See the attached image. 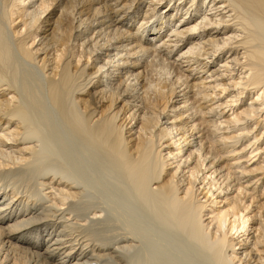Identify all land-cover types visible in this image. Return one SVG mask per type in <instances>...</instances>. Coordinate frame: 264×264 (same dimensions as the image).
I'll return each mask as SVG.
<instances>
[{"label":"bare ground","instance_id":"1","mask_svg":"<svg viewBox=\"0 0 264 264\" xmlns=\"http://www.w3.org/2000/svg\"><path fill=\"white\" fill-rule=\"evenodd\" d=\"M170 2L0 0V264L156 257L144 250L139 261V231L108 216L89 164L62 168L69 180L43 170L55 145L34 144L45 141L37 123L48 121L47 103L24 62L44 71L51 105L73 129L143 198L158 196L212 264H264V0Z\"/></svg>","mask_w":264,"mask_h":264},{"label":"rangeland","instance_id":"2","mask_svg":"<svg viewBox=\"0 0 264 264\" xmlns=\"http://www.w3.org/2000/svg\"><path fill=\"white\" fill-rule=\"evenodd\" d=\"M169 1V0H168ZM191 1L188 2L186 4V7L188 8L189 5L191 4ZM183 0H171V2L169 3V6H180L182 7L185 3H182ZM187 2V0H186ZM168 6V7H169ZM147 7V6H145ZM194 7H192L193 9ZM146 8L143 7L142 9V12L145 11ZM165 11H162L161 14H163L162 16H164V14L166 15V13H164ZM183 13V12H182ZM60 14V12H57L56 11V15L58 16ZM179 16H181L179 13L177 14V17L178 18ZM202 18V16H200L199 20ZM175 18L173 19V23H177V21L175 22ZM76 20L74 21V24H75ZM136 23V22H135ZM134 23V25H135ZM136 27V26H135ZM150 39H152L153 42L156 41V39L153 38V36H149ZM80 37H77L74 41V45L76 44H81V41H80ZM38 40V39H37ZM36 40V41H37ZM152 42V43H153ZM78 45V46H79ZM115 53V52H114ZM123 54V53H122ZM43 55L40 56V58L42 57ZM119 56H117V58L115 57V59H118ZM145 56L143 57V59L145 60ZM94 59V58H93ZM146 60H149V59H146ZM27 64V66H26ZM24 68L26 71V73H28L29 75H31L32 77H34V81H36L40 87L39 89V95H40V98L41 100H43V104L44 103H47V104H44V107H45V110L46 111V116H47V119L46 121L47 122H44L42 124L40 123H37L40 127V129L42 128L44 131V133H42L41 137L45 136V138L43 137V139H45L46 142H51V143H46L45 144V141L42 140V138L40 139L38 137V142H36V140H34V144L36 146H41L40 148L44 149L46 146L48 145H55V146H48L47 148V152L45 153L44 150L43 152L45 153V156L44 157H47L45 158V164L43 163L42 166L43 167V170L45 171L46 169H54L55 171L53 172V170H50V172L52 171L53 175L51 176H54L56 175L58 172L61 174L63 171L68 173V171H66V169H62V168H65V166H71L72 165V161H78L84 165V163H86L88 165L89 168H91V166L93 167V173H92V168L89 169L87 171H90L91 175L93 174L94 175V178H98L97 180L101 181V182H97V183H100V187L102 186V188L104 189H101V188H97V190H103V191H97L98 194H101V196L103 197L104 201H105V205L107 207V210H108V216L113 218V219H117L115 222L121 226H128L129 228H133L134 230H136L138 232V237H139V240L137 239V245H139L138 243H140V247L141 246H145L146 248H142L140 251L141 253L138 251V253H135L136 256H139V261L141 262V260L144 258L143 256L145 255H149L151 254L152 256L156 255L157 259H154L156 258L155 256L154 257H151V255L148 257V258H153L151 260H153L156 264H208L210 262V258L205 255L201 249V247L199 245H197L195 242H192L190 241L188 238H186L187 236L184 234L183 235V232H181L180 229L177 228V226L175 225V223H173V221L169 218V216L167 215V212L165 211L164 207L161 205L159 199H158V196L156 197V195L152 194V193H145L146 196L145 198H143L144 196V193L143 191L141 192V190H138V188H136L137 186L133 185L134 182L132 180H130L129 176L126 175V171L124 172L123 168L120 167L116 161L113 162V159L112 157H110V155L108 154V152H106L104 150V148H100L99 146H97V149L95 147V145H93L92 143H89V141L84 138V134L81 135L78 134L76 132L75 129V126H74V123H76V121H73L74 119H71L69 117H67V119L65 117H62V115L60 114V112L55 109V107H53V105H51V102H50V97L48 95V92H47V76L46 74L44 73L43 70H41V68L38 66V65H35L34 63H27V62H24ZM40 65V64H39ZM28 70V71H27ZM104 70V69H103ZM101 70V71H103ZM102 77L100 78L101 81L106 82V73H103L101 75ZM37 78V79H36ZM80 81L82 83V79H80L79 81V84H80ZM76 82V83H77ZM78 84V83H77ZM105 88V89H104ZM102 89V91L106 92L108 90V88H106L105 86H101L99 87L98 90ZM42 90V91H41ZM41 92V94H40ZM49 98V99H48ZM70 104V102H68ZM47 106V107H46ZM50 107V108H49ZM53 110V111H52ZM49 114H48V113ZM54 112V113H53ZM52 113V114H51ZM172 112H168L167 114H169V116H173L171 114ZM40 113H38V115H34L35 116V121H39L40 120ZM37 116V117H36ZM60 116V117H59ZM51 119V121L49 122V120ZM58 118V119H57ZM37 119V120H36ZM63 119V120H62ZM67 120V121H65ZM71 120V121H69ZM76 120V119H75ZM33 121V120H32ZM33 121V122H35ZM60 122V123H59ZM71 122V123H70ZM74 122V123H73ZM49 125H47V124ZM52 123V125H50ZM46 124V125H44ZM54 124V125H53ZM57 124V125H56ZM60 124V125H59ZM44 125V126H42ZM73 125V126H72ZM52 126V127H51ZM66 126V127H65ZM68 126V127H67ZM34 127V126H32ZM50 127V129H48ZM54 127V128H53ZM45 128V129H44ZM51 128H53V131L51 130ZM70 129V130H69ZM49 130V131H48ZM51 130V131H50ZM68 130V131H67ZM74 130V131H73ZM57 132V133H56ZM64 132V133H63ZM76 132V133H75ZM48 133H51L49 134V136H47ZM52 133H56V134H52ZM59 133H61L59 135ZM44 134V135H43ZM73 134V135H72ZM51 135V136H50ZM53 135V136H52ZM70 137H69V136ZM80 135V136H79ZM61 137V138H57L60 143L57 141V139L55 140V137ZM63 136V138H62ZM68 136V137H67ZM53 137V138H51ZM47 138V139H46ZM50 138V139H49ZM69 138V139H68ZM195 136L194 137H191L192 141L194 140ZM63 140V142L61 140ZM44 141V143H43ZM40 142V143H39ZM54 142V143H52ZM84 142V143H83ZM82 143V145H81ZM43 144V145H42ZM58 144V145H57ZM63 144V145H62ZM74 144V145H73ZM85 144V145H83ZM92 144V146L90 145ZM45 147H42L44 146ZM62 145V146H60ZM67 145V146H66ZM80 145V146H79ZM60 146V147H59ZM65 146V149H66V154L67 152L70 153V157L69 156V153L67 155L65 154H60L61 152H57L56 153V150H60V148L62 149V147L64 148ZM70 146V147H69ZM94 146V147H93ZM38 147V148H39ZM57 147V148H56ZM77 147V148H76ZM88 149H87V148ZM53 148V154H60V156L64 155V157H62L63 159L58 158V156L53 155L52 154V151L51 149ZM56 148V149H55ZM40 149V150H41ZM50 149V150H49ZM39 150V149H38ZM46 150V149H45ZM54 150H55V153H54ZM97 150V151H96ZM103 150V151H102ZM42 151V150H41ZM49 151H51L50 153H48ZM77 152V153H76ZM89 152V153H88ZM75 154V155H74ZM85 154V155H84ZM78 155V156H77ZM58 158L55 159L54 157ZM65 156L68 157V159L66 158L65 159ZM87 156V157H86ZM92 156V157H91ZM106 156V157H105ZM52 157L55 159V161H59V164L55 163L54 164V160L52 159ZM71 158H74V159H77V160H71ZM94 158V159H93ZM49 159V160H48ZM65 159V161L61 163V161ZM52 160V162H51ZM66 160L68 161L66 163ZM97 160V161H96ZM100 160V161H99ZM115 160V159H114ZM43 161V159H42ZM47 161V162H46ZM72 162V163H71ZM77 162V163H78ZM90 162V163H89ZM101 162V163H100ZM61 163V165H60ZM98 163V164H97ZM112 163V164H111ZM116 163V164H115ZM48 164V165H47ZM53 164V165H51ZM67 164V165H66ZM70 164V165H68ZM85 164V165H86ZM48 168H47V166ZM59 165V166H57ZM84 165V166H85ZM50 166V167H49ZM56 166V167H55ZM61 166V167H60ZM64 166V167H63ZM52 167V168H51ZM57 169H55V168ZM86 168V169H87ZM48 169V171H49ZM42 170V171H43ZM60 170V171H59ZM122 170V171H121ZM43 171V172H44ZM46 171V173H50ZM58 171V172H57ZM238 171V170H237ZM57 172V173H56ZM63 172V173H64ZM55 173V174H54ZM57 174L55 177H66L67 180L69 179H72L71 175L68 174ZM107 174V176H106ZM112 175V176H111ZM101 176V177H100ZM128 176V177H127ZM95 178V179H96ZM129 180H128V179ZM64 180H66L65 178H63ZM101 179V180H100ZM96 180V181H97ZM112 180V181H111ZM114 181V182H113ZM129 181V182H128ZM244 181V180H242ZM120 183V184H119ZM105 184V185H104ZM116 186H115V185ZM123 184V185H122ZM113 189H112V188ZM135 188V189H134ZM124 189V190H123ZM127 189V190H126ZM134 189V190H132ZM112 192H111V191ZM122 191V192H121ZM127 192V193H126ZM136 192L139 194H136ZM145 192V191H144ZM109 193H110V196H109ZM117 193V194H116ZM122 194V195H121ZM130 194V195H129ZM138 196V198H137ZM149 197V200L146 198ZM155 196V197H154ZM108 197V198H107ZM141 197V198H140ZM140 198V200H139ZM145 200V201H144ZM155 200V202L153 201ZM114 201V202H113ZM120 201V202H119ZM144 201V203H142ZM147 201V202H146ZM151 202V206H150V202ZM117 202V203H116ZM147 205H146V203ZM126 203V204H125ZM153 203V204H152ZM109 204V205H108ZM132 204V205H131ZM114 205V206H113ZM148 206V208H147ZM125 208V209H124ZM116 209V210H115ZM119 210V211H118ZM125 210V211H124ZM152 210V212H151ZM114 212V214H113ZM111 215V216H110ZM166 217H165V216ZM164 216V217H163ZM168 216V217H167ZM163 217V218H162ZM121 220H120V219ZM112 219V220H113ZM119 219V220H118ZM168 219V220H167ZM120 221V222H119ZM124 221V222H123ZM125 223V224H124ZM174 225V226H173ZM139 229V230H138ZM142 232V233H141ZM146 238V240H145ZM148 239V240H147ZM151 241V242H150ZM155 246V247H154ZM154 249V250H153ZM156 251L159 250V251ZM147 251V253H145V251ZM198 250V251H197ZM145 253V255H143L142 253ZM150 252V253H148ZM196 252L198 254H196ZM141 255H140V254ZM154 253V254H153ZM201 254H204L206 256V258L204 259V255H201ZM166 255V257H165ZM162 256V257H161ZM203 256V257H202ZM143 257V258H142ZM202 257V258H201ZM208 257V259H207ZM136 258V257H135ZM142 258V259H141ZM166 258V259H165ZM168 258V259H167ZM207 259V260H206ZM137 260V258H136ZM157 260V262H156ZM161 260V261H160ZM163 260V261H162ZM169 260V261H168ZM172 261V262H171ZM161 262V263H160ZM154 263V264H155ZM209 264H212L211 262Z\"/></svg>","mask_w":264,"mask_h":264}]
</instances>
